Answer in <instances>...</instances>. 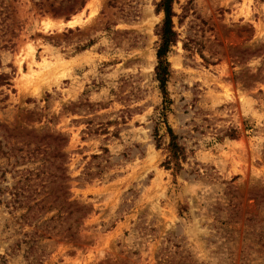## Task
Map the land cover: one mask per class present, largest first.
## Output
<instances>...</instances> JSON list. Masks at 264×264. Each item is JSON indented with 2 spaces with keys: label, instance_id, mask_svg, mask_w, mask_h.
Wrapping results in <instances>:
<instances>
[{
  "label": "rangeland",
  "instance_id": "1",
  "mask_svg": "<svg viewBox=\"0 0 264 264\" xmlns=\"http://www.w3.org/2000/svg\"><path fill=\"white\" fill-rule=\"evenodd\" d=\"M160 1L0 0V189L38 171L33 135L61 133L71 201L88 208L74 239L39 242L41 264H264V0L174 4L178 174L157 127ZM7 200L0 264H30L34 226Z\"/></svg>",
  "mask_w": 264,
  "mask_h": 264
},
{
  "label": "trees",
  "instance_id": "2",
  "mask_svg": "<svg viewBox=\"0 0 264 264\" xmlns=\"http://www.w3.org/2000/svg\"><path fill=\"white\" fill-rule=\"evenodd\" d=\"M69 1L79 2V10H82L87 3V0ZM178 1L161 0L157 4V11L163 13L164 18L159 31L160 45L156 54L158 62L155 68L156 80L159 82L163 96L162 111L158 116L157 127L165 125L170 139L167 148L168 157L163 166L167 170H173L176 174L183 170L182 163L186 160V154L185 148L179 143L178 135L168 123L172 101L167 86L171 77V66L168 57L178 41V33L175 31L173 21L176 17L174 4ZM56 14H60L59 11ZM9 79L7 75H0V80H3L0 85L9 84ZM33 136L36 142L47 144L45 148L38 145L29 157L30 160L34 157L35 163H40L37 168L38 171L24 172L20 180L11 189L8 187L5 190L0 189V193L6 199L9 198L6 202L8 208L25 210L20 219L29 226H34V232L30 240L23 242L28 246L26 257L27 259L33 257L30 264H41L38 258L39 242L44 239L51 240L52 235L58 234H62L65 238L74 239L79 235V229L83 225L82 221L88 215V208L71 201L68 185L71 177L67 168L69 159L64 152L68 145V139L61 133ZM48 148H51V152L42 153ZM41 153L42 155L39 157ZM48 154L51 158L46 159ZM32 181L34 183H31ZM44 189L48 190V195L39 198ZM49 198L53 199L50 205L46 204ZM48 215L50 217H46ZM45 217L47 219L43 220Z\"/></svg>",
  "mask_w": 264,
  "mask_h": 264
},
{
  "label": "bare ground",
  "instance_id": "3",
  "mask_svg": "<svg viewBox=\"0 0 264 264\" xmlns=\"http://www.w3.org/2000/svg\"><path fill=\"white\" fill-rule=\"evenodd\" d=\"M79 21H80V18L79 17H75L72 22H69V25L70 26H74V25L78 24ZM47 28L52 29L53 25H48Z\"/></svg>",
  "mask_w": 264,
  "mask_h": 264
}]
</instances>
